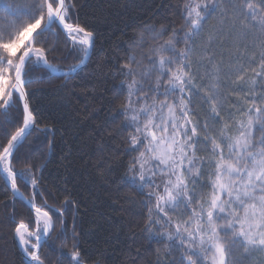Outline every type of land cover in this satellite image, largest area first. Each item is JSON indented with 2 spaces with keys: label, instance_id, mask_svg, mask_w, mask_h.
Masks as SVG:
<instances>
[{
  "label": "snow or ice",
  "instance_id": "snow-or-ice-1",
  "mask_svg": "<svg viewBox=\"0 0 264 264\" xmlns=\"http://www.w3.org/2000/svg\"><path fill=\"white\" fill-rule=\"evenodd\" d=\"M76 7L74 0L0 5V128L6 133L9 109L22 106L21 126L0 143V181L35 212V230L23 222L15 228L26 264H44L38 252L56 224L35 204L43 192L33 165L16 169L14 163L28 135L47 128L39 129L28 86L36 68L67 80L87 66L95 34L67 22ZM217 16L218 26L205 33ZM182 17L166 39V26L145 24L129 44L121 72L130 79L121 81L127 91L120 111L132 129L131 149L139 154L125 180L145 194L144 230L162 242L156 264H245L264 253V0H183ZM53 25L80 57L67 69L49 59L54 46H36ZM17 178L33 187L31 198L20 192ZM64 203L74 202L66 197ZM55 211L66 236L63 211ZM74 225L75 217L71 249L65 252V244L58 251L68 264H86Z\"/></svg>",
  "mask_w": 264,
  "mask_h": 264
},
{
  "label": "trees",
  "instance_id": "trees-1",
  "mask_svg": "<svg viewBox=\"0 0 264 264\" xmlns=\"http://www.w3.org/2000/svg\"><path fill=\"white\" fill-rule=\"evenodd\" d=\"M3 2L0 0V5ZM74 2L77 7L67 22L92 31L95 49L83 71L70 79L49 77L39 68L31 73L34 83L28 86L30 106L39 129L47 128L28 135L19 148L20 160L14 162L16 169L33 165L43 192V197L36 195L35 204L56 222L55 231L39 249V255L45 264H68V258H62L58 249L65 244V252L71 249L75 217L86 264H156V249L162 242L150 239L144 230L148 218L145 194L125 180L136 152L129 144L131 128L120 111L127 91L121 88V81L130 79L121 69L128 63L134 33L143 25L166 26V39L173 27L183 23V0ZM50 45L56 49L49 53L52 63L67 69L79 61V54L72 51L65 33L56 25L36 46ZM224 90L226 94L231 91L227 85ZM235 99L233 96L231 102ZM197 111L203 115L199 105ZM8 119L12 123L7 125V133L0 128V143H6L8 133L21 126L22 106L10 108ZM17 186L25 197L33 196L30 184L17 178ZM66 197L74 203L65 204ZM56 209L63 211L66 236L61 235V217ZM21 222L35 230L34 211L13 198L10 187L0 181V264H26L15 238V228ZM245 264H264V256L254 253Z\"/></svg>",
  "mask_w": 264,
  "mask_h": 264
},
{
  "label": "rangeland",
  "instance_id": "rangeland-1",
  "mask_svg": "<svg viewBox=\"0 0 264 264\" xmlns=\"http://www.w3.org/2000/svg\"><path fill=\"white\" fill-rule=\"evenodd\" d=\"M218 20H219V16L213 18V19H210L209 22H208V25H206L205 27V30H207V32L211 31L212 30V26L213 25H216L218 26ZM201 72H203V69H201ZM132 131V129H131ZM143 146L141 145V150H142ZM136 152V155L137 156L139 153L138 151H135ZM157 183H160V177L158 176L157 177V180H156ZM145 191H147V189H145ZM173 215L174 219L176 218V214L175 213H170ZM156 230H161L159 228H157ZM259 253V252H258ZM260 255H263L264 256V253H259Z\"/></svg>",
  "mask_w": 264,
  "mask_h": 264
},
{
  "label": "water",
  "instance_id": "water-1",
  "mask_svg": "<svg viewBox=\"0 0 264 264\" xmlns=\"http://www.w3.org/2000/svg\"><path fill=\"white\" fill-rule=\"evenodd\" d=\"M64 32V31H63ZM33 35H35V33H33ZM10 187V186H9ZM21 192V191H20ZM22 193V192H21ZM33 210V209H32ZM34 211V210H33ZM43 211V210H42ZM35 213V212H34ZM29 229V228H28ZM30 230V229H29ZM16 242H17V244H18V246H19V248H20V250H21V252H22V255L24 256V258H25V260L27 261V257L25 256V254H24V252H23V249L20 247V245H19V242H18V239L16 238ZM45 264V263H44Z\"/></svg>",
  "mask_w": 264,
  "mask_h": 264
},
{
  "label": "bare ground",
  "instance_id": "bare-ground-1",
  "mask_svg": "<svg viewBox=\"0 0 264 264\" xmlns=\"http://www.w3.org/2000/svg\"><path fill=\"white\" fill-rule=\"evenodd\" d=\"M44 211V210H43ZM16 238V237H15ZM18 245V244H17ZM19 247V246H18ZM20 249V248H19ZM22 253V252H21ZM38 254H39V252H38ZM24 257V256H23ZM25 259V258H24ZM26 261V260H25ZM27 262V261H26Z\"/></svg>",
  "mask_w": 264,
  "mask_h": 264
}]
</instances>
